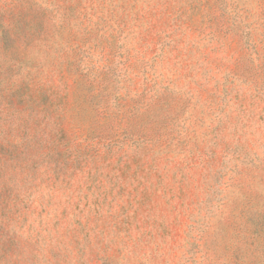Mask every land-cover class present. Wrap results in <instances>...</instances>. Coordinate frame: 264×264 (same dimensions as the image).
Here are the masks:
<instances>
[{"label": "rangeland", "instance_id": "obj_1", "mask_svg": "<svg viewBox=\"0 0 264 264\" xmlns=\"http://www.w3.org/2000/svg\"><path fill=\"white\" fill-rule=\"evenodd\" d=\"M0 264H264V0H0Z\"/></svg>", "mask_w": 264, "mask_h": 264}]
</instances>
